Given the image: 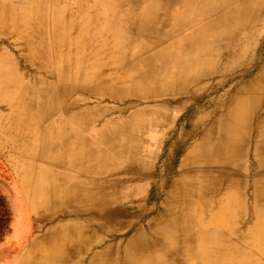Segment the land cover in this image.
<instances>
[{"label":"bare ground","instance_id":"obj_1","mask_svg":"<svg viewBox=\"0 0 264 264\" xmlns=\"http://www.w3.org/2000/svg\"><path fill=\"white\" fill-rule=\"evenodd\" d=\"M54 1L104 43L18 103L50 227L10 263L264 264V0Z\"/></svg>","mask_w":264,"mask_h":264},{"label":"rangeland","instance_id":"obj_2","mask_svg":"<svg viewBox=\"0 0 264 264\" xmlns=\"http://www.w3.org/2000/svg\"><path fill=\"white\" fill-rule=\"evenodd\" d=\"M62 1L64 5L70 4V12L100 11L98 0ZM55 5L54 0H43L42 3L39 0H0V264H11L20 251L30 252L33 248L29 242L37 240L41 248L44 245L48 247L43 238L50 226L41 227L36 213H26L27 202L21 196L28 170L38 174H33V185L43 180L39 176L41 168L37 165L32 167L33 160L29 155L31 140L24 138V116L18 103L26 90L41 88L43 84L49 86L60 67L76 61V57H85L81 49L84 43L93 46V54H100L97 50L104 43L100 35L89 37L101 29L103 22L97 23L98 26L89 33L76 30L66 37L68 9H62L65 20L56 25L53 13L58 6ZM107 41V46L113 48V40ZM105 58L101 57L96 62L103 60L105 72H114L111 69L114 58ZM91 101L89 106L96 105L95 98ZM93 122L99 124L97 120ZM42 169L49 173L54 170L47 165ZM32 203L29 201L28 206L32 207ZM187 264H199V261Z\"/></svg>","mask_w":264,"mask_h":264}]
</instances>
